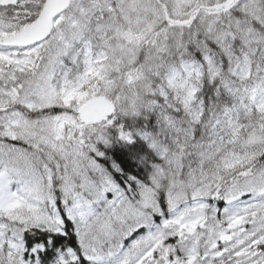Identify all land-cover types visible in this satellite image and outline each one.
Returning a JSON list of instances; mask_svg holds the SVG:
<instances>
[{"label": "snow or ice", "instance_id": "snow-or-ice-1", "mask_svg": "<svg viewBox=\"0 0 264 264\" xmlns=\"http://www.w3.org/2000/svg\"><path fill=\"white\" fill-rule=\"evenodd\" d=\"M0 264H264V0H0Z\"/></svg>", "mask_w": 264, "mask_h": 264}]
</instances>
